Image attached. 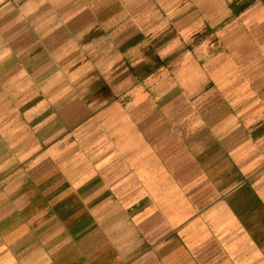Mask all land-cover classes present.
Masks as SVG:
<instances>
[{
	"label": "crops",
	"instance_id": "crops-1",
	"mask_svg": "<svg viewBox=\"0 0 264 264\" xmlns=\"http://www.w3.org/2000/svg\"><path fill=\"white\" fill-rule=\"evenodd\" d=\"M0 264H264V0H0Z\"/></svg>",
	"mask_w": 264,
	"mask_h": 264
}]
</instances>
